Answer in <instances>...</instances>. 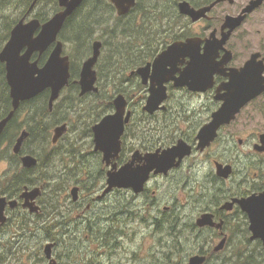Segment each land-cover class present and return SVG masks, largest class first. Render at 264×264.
Listing matches in <instances>:
<instances>
[{"label":"flooded vegetation","instance_id":"af4514ba","mask_svg":"<svg viewBox=\"0 0 264 264\" xmlns=\"http://www.w3.org/2000/svg\"><path fill=\"white\" fill-rule=\"evenodd\" d=\"M160 1L161 0H158V3ZM182 1H187L188 3H190L192 8L198 11H204L202 17L198 20H193L190 15L181 14L179 10V3ZM254 1L258 0H178L176 10L183 19V25L178 28H183L182 30H184L185 35L183 36V38L178 39L167 37L165 44H161V49L157 52L153 59L148 62H153L155 57L173 42L186 40L193 37L200 40V51L201 53H204L205 47L207 46V43H209V41H211L212 45L217 44V41L222 40L231 31L229 38L222 45V47L219 48L217 55H215L214 61L221 64V69H226V73H229L230 69L240 70L249 61H253V63H255L256 65L263 67L260 77L264 79V0H262L261 3H259V5H257L253 9H249ZM114 9L117 12L115 7ZM33 10H35V8H33L32 10L29 9L28 12L24 15L26 16V20H31L35 17L32 16ZM228 17L232 18L230 23H228ZM59 39L61 40L60 35ZM95 40H101L103 42L101 56L99 58L100 61L105 48L104 40L103 38L100 39V37H97L92 41V43ZM155 40L156 42L159 40V35L156 34ZM65 47L66 46L64 43L63 55H68L65 53ZM53 48L54 45L50 46L44 53H42V55L49 51V57ZM92 51L93 47L91 44V53L87 56V58L92 55ZM36 55L42 56L38 52H36L33 55L32 60L39 61V58H35ZM68 56L70 57V63L72 65L71 55ZM229 57L230 59H228ZM87 58H85L83 62ZM46 61L44 62V64L46 63ZM99 61L96 65V70ZM190 61L191 57L189 55L185 56L184 62L178 63L177 68L179 70H184V68L189 65ZM83 62H81V69ZM0 64H4L5 79L7 81L5 63L0 62ZM44 64L41 65L39 62L40 66H43ZM132 71L128 73V76L131 77V79H127L125 76H123V78L121 79V90H119L118 93L124 94L127 98V110L131 111V117L130 121L126 123L124 133L121 137L120 155L114 162H117L118 167L120 168L121 166L131 161L136 151H139L142 156H144L146 153H154L157 151L161 153L165 149L176 146L180 141H184V143H186V146L190 147V153L182 159L179 166L173 167L168 171L167 174L155 173L153 171L150 175L149 180L145 184L144 190L140 193H135L131 188L114 189L111 193H113L114 191H119L122 196L125 197L124 203H126L127 200L130 201V209H128L127 205L124 204L121 210V216H126L125 219L127 218V216H130V219H133L137 216L139 210V213H141V209L144 208L145 205H148L151 206L153 212L156 213V215H153L154 220L162 224L163 226H166L171 222L168 221L169 216L171 220H173L174 216L179 213L178 211L180 210V206L189 207L195 205L194 207L200 208L196 214V219L194 221L196 225L198 218L201 217L204 213L213 214L214 221L217 224L222 223L221 228H218L216 226L199 227L197 225L199 230L204 229L205 231H207L209 238L206 240L208 242L217 243L219 239V243L223 238L226 237L227 244L230 239V231L227 229V227H229V225L232 227L237 226L242 219L244 220L243 224L248 227V234L250 236V239L252 240V232L249 229V217L241 209L239 203L236 200L248 197L254 193H260L264 191V124L263 127L255 131L254 128H252L251 130L248 126L245 125H242L241 128H238L237 122L245 114L249 106L254 104L256 105L258 103V106L260 107L256 108V111H259L264 116V92L255 99L248 102L244 107H242V109L236 114L233 120H231L229 123L222 124L217 129L215 135L213 133L206 134L205 139L209 142V144L203 148H200L198 146L200 143L199 134L201 130L213 121L214 113L221 108L224 102L223 100L218 99L216 96H220L226 93V91H218V89L223 84L228 83L230 81V77L221 73L214 74L213 86L205 91H193L189 88V86L177 87L174 85V81L171 80L169 81V83H167L168 99L165 102L166 108H160L156 112L151 114L144 110V106L136 107L134 106V104H132V98L133 96L137 95V92L129 90L127 88L126 82H128L129 80L137 81L140 86L137 87V89H139L138 92L140 93L139 98L142 99V102L146 100V95H149L150 86V80L147 84H145L142 77L137 73L132 74ZM97 73V85L99 87L98 92H89L84 96H80V85L75 83V81L80 78V73L79 77H77L78 79L76 78L73 81L72 78L70 79V83L66 88L70 87L71 84L78 85L80 89V99H87L92 97L94 99L93 104H95L96 102L97 104L103 105L101 107L97 106L96 111H94V106L86 107L85 109L87 111L93 109L91 110V114L94 115V117L91 119L93 122L91 121V123L86 124L83 128H81L80 125L77 129H75V132L77 133V135L79 134V136L83 138V141L85 139H88L89 142L85 141L88 144L90 150L88 154L94 153L98 155L103 162V153L101 151L95 150V134L93 128L105 116L114 113L115 106L113 103L114 98L112 100V108L110 106L108 107L110 103H107V101H99L102 90L99 85V83L101 82L98 70ZM179 75V72L176 73L177 77ZM132 77L134 78L132 79ZM63 91L61 92V95ZM44 92H48V117L52 118L55 113L56 102L58 100L55 102L53 109H50V89H47ZM38 96H36L35 98H37ZM31 100L21 103L20 107L18 108V110H16L10 122L14 119L17 112L21 110L22 105L25 102H29ZM12 109L13 106L11 98V109L5 116H7ZM138 112H140V115ZM5 116L0 118V120ZM55 117L59 116H57L56 114ZM252 121L253 118L247 120L246 125L253 124ZM10 122L7 124L3 134L5 133ZM56 122L59 123L60 120ZM62 124L68 125V132H70L71 129L75 128V126H73L70 121ZM62 124L60 122L59 125ZM23 125H25V122L23 123ZM24 130L29 131V137L24 141L20 153L16 154L13 150L12 155L19 157L22 166L23 163L21 158L23 155L27 154L34 155L38 159L39 163V158L36 154L30 153L28 150V152L24 151V145L31 136L29 127H26L25 125L21 132ZM20 134L14 141L15 143L17 142ZM37 141V151L42 152L46 149V147L43 146V144L45 143L44 140H42L41 134H39L38 139L35 142ZM57 143L53 144L56 145ZM12 158L15 159L14 157ZM178 160L179 158H177V161ZM11 162L14 161L11 160ZM143 163V160L136 161V164L141 165ZM219 164H222L224 166H232V171L228 177H225L219 173ZM105 166L107 169L104 189L106 188L107 172L111 168V166ZM202 170L204 172L203 175H201ZM42 185L44 184L36 186H26H28L30 189H33ZM26 186H24V188ZM161 189H165L171 192V195H168L167 198H162L160 195ZM23 190L19 193L18 196H13L10 198L7 195H2L6 196L8 200H18V204L14 208H12L10 205H7V221L10 219L8 215L11 213V211L19 208H21L20 210L28 212L34 216L42 215L44 213V208L40 202V199L43 196V192L42 195L36 200L37 205L40 206V211L38 213H31L28 208L23 207L24 199L21 198ZM177 191L183 192L185 196L184 203L186 204H180L183 202H177V196H175V192ZM111 193H109L107 196H109ZM144 197H146L145 201H147L148 203L143 201ZM105 198L103 197L101 198V200ZM160 198H162L161 202L165 204L163 207H160L159 205ZM78 206L80 205L78 204ZM95 208V205L89 202L80 214L78 213V210H76V213H78L77 217L83 218L86 212L88 214H90L91 212L95 214ZM125 219H123V221H125ZM214 247L212 249V252L218 253L214 251ZM206 248L207 250H209L208 247Z\"/></svg>","mask_w":264,"mask_h":264},{"label":"trees","instance_id":"16d2710c","mask_svg":"<svg viewBox=\"0 0 264 264\" xmlns=\"http://www.w3.org/2000/svg\"><path fill=\"white\" fill-rule=\"evenodd\" d=\"M42 1L43 0H38V3ZM33 2L34 0H0V9L15 4L17 9L22 11L19 16L12 19L13 21L8 22L5 26V32L0 33V50L8 40L13 26L19 18H22L28 12ZM177 2L178 0H161L159 3L158 1L157 3H153L152 0H138L137 6L128 15L117 17L113 24L107 29L109 30V38L108 35L102 37L105 46L104 53L105 51H110L111 53L108 56V61L105 63L102 62L104 53L99 61L100 78H103V69H114V72L111 71V73L117 77V81H113L114 83L120 82L123 76L127 79H131V77L127 75L128 72L130 73L132 70L152 60L161 49V44H165L167 37H173L175 39L183 38L185 32L182 30L183 28H178L183 25V21L182 16L176 10ZM101 5L110 6L112 8L111 11H115L113 4L108 0H85L83 5L67 20L60 34V38L64 42H70L72 47H75V54L71 53L72 81L79 77L81 60L91 53V41L94 34L91 29L101 20V18L95 17L94 13L100 11ZM59 9L60 7L57 0H54L53 12H57ZM35 17L39 18L42 22L49 19L48 14L44 12H39ZM180 21H182V23H180ZM156 34L159 35V40L157 42L155 40ZM48 54L49 51L42 56L36 55L35 58H39V62L42 65L47 60ZM133 78L134 77H132V79ZM129 81L132 82V86L140 87L137 81ZM71 86L76 93H79L80 89L78 85L71 84ZM127 88L129 89V87ZM66 90L67 88H65L63 92ZM119 90H121L120 87ZM77 98L79 97L76 96L75 99ZM103 100L104 98L101 96L99 101ZM112 100L113 98L111 97L108 107H113ZM34 103H40L41 106L37 108L38 110L29 113L28 121L25 123L31 131V136L24 145V151L36 154L39 158V163L36 167L28 169L21 165L18 156L9 155L8 153L12 143L17 137L12 130L18 129L16 125L20 111H22L26 105L30 106ZM97 106L101 107L103 105L98 104ZM97 106H95V111ZM57 108L58 105L56 104V110L53 116L57 114ZM85 108L86 107L82 109L87 111ZM10 109L11 98L9 95V86L5 79L4 64H0V118L5 116ZM61 109L64 111L63 107ZM138 113L140 115V112ZM48 116V92H44L37 98L25 102L22 105L21 110L17 112L14 119L8 125L5 133L0 138V152L2 153L0 159L8 160L10 156L15 158V163L10 162V172L0 178V196L7 195L9 198L18 196L26 185L36 186L44 184L43 196L40 199L41 205L44 208V213L34 216L28 212L19 210L15 218V221H18L16 229L29 232L31 237L37 239V242L42 239H49L55 242L56 250L59 244L63 242L64 246L71 244L70 240H64V238L59 237V235L66 234L68 231V226L65 221L68 220L76 210H80L82 207L84 208V202L81 201V199L77 202L73 200L70 202V200L68 201L67 199L68 196L66 197L64 194L67 193L73 183H75V185H80L82 191L89 192L92 189H96L97 191L104 184L106 179V167L98 155L94 153L88 154L83 151V149L77 145L76 137L70 140V147H66L64 153H55L52 157L46 156L45 154L43 155L42 152H38L37 150L29 149L27 144L33 139L35 140L38 138L39 134L42 135V140H45L43 146L46 148L48 147V126L43 123ZM93 117L94 115L91 117L89 116L87 120H85L84 127L86 124L91 123ZM56 118V121L60 120V122L68 120V117ZM5 143L8 144V147L2 149V145ZM89 155L94 159L91 160ZM91 162H97V165L90 166ZM80 177H86L87 180H79ZM63 200L68 202L66 207H63V204H61ZM124 202L122 198V200L111 209L108 214L111 216V222L106 225V227L101 225L96 226L98 221L96 223L95 221H90V217L87 218L89 223L86 225V229L91 240L97 243L96 245L98 248V251L92 253L98 257L105 253H112L120 245L119 239L124 234L122 225L125 222L131 221L129 218L130 216H127L125 221L121 218V209L119 207L123 208V204H125L128 209H130V201L127 200L126 203ZM78 204L80 206H78ZM14 212L15 211H11L9 220H14L12 215ZM87 214L86 212L84 217H86ZM181 217L179 213L176 214L173 224L168 226H163L156 222L158 233H161L163 238L159 241L161 255L156 258L152 264H185L188 260L187 256H190L197 250L198 253L206 255L207 260L205 264H264L263 244L261 240L250 239L248 227L243 224V219L237 226L232 227L229 225V227H227L230 231V239L224 250L230 249V251L228 254H224V250L218 253H210L203 245H198V249L195 248L192 250L195 244L209 238L208 233L204 229L199 230L194 222H189L187 224L180 223ZM39 224H44V226L38 227L37 225ZM5 227L6 226L0 225V236L5 230ZM95 227H98L99 231ZM58 231L61 232V234H58ZM39 233H42V236L37 238ZM17 235L24 238V235ZM1 243L2 240L0 238V244ZM71 246L75 248V245L71 244ZM83 247V244L78 243L76 244V249H73L74 251L71 248H67L65 257L69 258L70 253H82L84 250L81 248ZM9 249L10 247L7 248V253ZM37 254H41L38 257L41 262L45 263L48 261L46 256H42L41 245L38 247ZM7 255L0 254V264L6 261ZM58 257L60 258V256ZM59 258L57 259L59 260ZM88 259L87 264H103L102 261L96 259V257L92 256ZM59 263L60 262L57 264ZM63 264H74V262L63 261ZM110 264L114 263L111 262Z\"/></svg>","mask_w":264,"mask_h":264},{"label":"water","instance_id":"95a60500","mask_svg":"<svg viewBox=\"0 0 264 264\" xmlns=\"http://www.w3.org/2000/svg\"><path fill=\"white\" fill-rule=\"evenodd\" d=\"M37 1L34 0L30 10L35 7ZM84 1L58 0L61 10L46 22L42 23L39 18L26 20V16H24L12 28L9 40L0 51V62L5 63L13 109L0 120V137L22 102L31 100L45 90L50 89L49 107L53 109L61 92L69 85L71 79L70 57L63 55L64 42L59 39V35L68 18ZM110 1L116 7L119 16L128 14L137 4V0ZM261 1H254L249 9H253ZM179 10L181 14L190 15L193 20L201 18L204 12L192 8L187 1L179 3ZM231 20L232 18L228 17V23ZM230 34L231 31L222 40L217 41V44L212 45L209 41L204 53L200 51V40L198 38L193 37L175 41L160 52L153 62H148L146 65L132 71V74L137 73L140 75L145 84L150 80L149 96L144 105V110L151 114L160 108H166L165 101L168 99L167 83L171 80L174 81V85L177 87L189 86L193 91H205L213 86L214 74L221 73L230 77V81L218 89V91H226V93L216 96L224 102L221 108L214 113L213 121L201 130L198 146L200 148L209 144L205 139L206 134L213 133L215 135L222 124L233 120L242 107L264 92V79L260 77L263 67L249 61L240 70L230 69V72L226 73V69L222 70L221 64L214 61L219 48L227 41ZM52 45H54V48L43 66L39 65L38 60H32L36 52L42 55ZM102 46L103 42L101 40H95L92 43V55L83 62L80 78L75 81L80 85V96L99 91L96 65L101 56ZM187 55L191 57L189 65L184 70H179L177 64L183 63ZM178 72L180 75L177 77L176 73ZM113 103L115 112L105 116L93 128L95 150L101 151L103 162L107 166H111L107 172V186L100 197H104L115 188H131L135 193H140L144 190L145 184L153 171L167 174L170 169L179 166L182 159L190 153V147H187L184 141H180L176 146L165 149L161 153L157 151L142 156L139 151H136L131 161L119 168L117 162L114 161L120 155L121 137L126 123L130 121L131 111L127 110L128 100L124 94H118ZM67 130V124L57 126L54 129L53 143H57ZM29 134L27 130L21 132L13 147L16 154L20 153ZM177 158H179L178 161ZM21 160L26 168L38 164V159L31 154L23 155ZM137 160H143L144 163L141 165L136 164ZM218 170L221 175L228 177L232 171V166L219 164ZM43 188L44 185L33 189L26 186L21 194V198L24 199L23 207L28 208L31 213L40 211V206L37 205L36 200L42 195ZM79 192V186L72 188L71 195L74 201H78ZM236 201L249 217L252 240L260 239L264 247V191ZM17 204L18 200H8L6 196L0 197L1 225L7 221V205L14 208ZM197 225L199 227H222V223L217 224L214 221V215L211 213H204L199 217ZM226 242L227 238L225 237L214 247V251H222ZM54 247V242H48L44 248L49 264H57V260L53 256ZM206 260V255L194 254L189 257L185 264H205Z\"/></svg>","mask_w":264,"mask_h":264},{"label":"rangeland","instance_id":"374dc122","mask_svg":"<svg viewBox=\"0 0 264 264\" xmlns=\"http://www.w3.org/2000/svg\"><path fill=\"white\" fill-rule=\"evenodd\" d=\"M53 1L54 0H43L42 2H39L35 10H33L32 16H35L39 12H44L48 14L49 18L52 17L55 14V12H53ZM152 1L153 3H157L158 0H152ZM111 10L112 8L110 6L101 5L100 11L94 13V16L101 18V20L99 23L94 25L93 29H91L92 32L94 33L92 37V41L97 37H100V39H102V37L109 34V30H107L108 27L111 26L113 22L116 20V18L118 17L116 11L112 12ZM21 13L22 11L20 9H17L15 4H11L7 8L0 9V33H4L5 26L8 24V22L13 21L12 19L16 18ZM182 21H180V23H182ZM108 38H109V35H108ZM64 43L66 46L65 53L68 55H71V53L75 54V47H72L70 42H67V43L64 42ZM110 53H111L110 51H105L103 55L104 56L103 61H102L103 63L108 61V56ZM85 58H83L81 62H83ZM97 70L100 71L98 66H97ZM111 71L114 72V69H103V73H104L102 75L103 78L102 79L100 78L101 83H99L101 90H102L101 96L104 98V101H107V103H109V100L111 97L115 98L118 95L119 87L122 82L121 79L123 78L121 77L120 82L114 83L113 81H117V77H115V75H113ZM126 85L127 87H129V90L137 92V95L133 96L132 98V104H134V106L136 107L144 106L146 103L147 97L149 95L147 94L146 100L142 102V99L139 98V94H140L138 92L139 89H137V87L135 86H132L133 84L131 81L126 82ZM76 96L79 97V93H76L75 90L72 88V86H70L69 88H67L65 92L62 93L60 99H58V101L56 102V104L58 105L57 116H59L60 118L68 117L67 121H70L73 124V126H75V128L71 129L70 132L67 131V133L59 140V142L56 145L52 143V138L54 134L53 131H54V128L60 123L56 122L57 118L55 116H53L52 118L51 117L45 118L43 123L48 126L49 145L45 150L42 151L43 155L45 154L46 156L52 157L55 153H64L65 148L70 147V140L75 139V137H76L77 145H79V147H81L83 151H85L86 153L90 151L89 146L86 143V142H89L88 139H85L83 141V138L77 135V133L75 132V129H77L80 125H81L80 127L83 128L85 120H87L89 116L90 117L93 116L91 114V110L93 109H91L90 111H85L82 108L89 107V106L95 107L98 104L96 103L93 104L94 99L92 97L87 98V99H80L79 97L75 99ZM68 104H71V105H68ZM258 105L259 103L256 105L254 104V105L249 106L248 110L237 122L238 128H241L242 125H245V126H248L251 130L252 128H254L255 131H257L261 127H263L264 116L259 111H256V108L260 107ZM40 106H41L40 103H34V104H31L30 106L26 105L25 108L22 111H20V114L17 120V125H16L18 126V129L16 128L12 130L15 132V136L16 135L18 136L21 133V130H23V127L26 125V124L23 125V123L24 122L26 123L28 121L29 113L31 111L38 110L37 108ZM62 107L64 108V111L63 109H61ZM252 118H253V121H252L253 124L246 125L247 120L252 119ZM67 121L61 122V124L67 123ZM26 127L28 126L26 125ZM37 139L35 140L33 139L27 144L29 146V149L38 150L37 149L38 141L35 142ZM14 143H12L10 147V150L8 153L9 155L13 154ZM44 143H45V140H44ZM7 147H8V144L6 143L2 145V149H6ZM1 155L2 153L0 152V156ZM89 157L91 160L94 159L91 155H89ZM11 160L14 161L13 163H15V160L11 156L8 158V160L0 159V178L4 177L6 173L10 172L9 170H11L10 169ZM96 165H97V162L90 163V166H96ZM203 174L204 172L202 170L201 175ZM79 180L85 181L87 179L86 177H80ZM104 184H105V181H104ZM104 184L97 191L96 189H92L89 192L82 191L81 186L77 185V186H80L81 188V193H80L81 198L80 199L81 201L84 202V208L83 207L80 208V210H78V213L80 214L85 209L87 204L90 202V203H93L96 207L95 214L91 212L90 214H87L86 217L83 216V218H79L77 217L78 213H76L75 211L74 214L71 215V217L65 221L68 226V229H67L68 231L66 234L59 235V237L64 238V240H70L71 244L75 245V248H73L71 244L64 246V242H63L59 244L56 250L54 249V257L61 264H63V261L65 262L71 261V262H74V264H87V261L89 260L88 258L92 256L96 257V259H100V261H102L103 264H110L111 262L114 264H152L153 261L161 255L160 254L161 248L159 247V241H161V238L163 237L161 236V233H158V229L156 228V221L154 220V217H153V215H156V213H154L152 210V207L148 205H145L144 208L141 207L142 208L141 213H139L140 212L139 210L136 217H134L133 219H130L131 220L130 222H125L122 225L124 234L119 239L120 245L112 253L110 254L105 253V254L100 255L99 257L93 254L94 252L98 251V248L96 245L97 243L91 240V237L86 229V225L89 223V221H87V218L90 217L89 218L90 221H95L96 223L98 221L96 226L101 225V226L106 227V225L110 224L111 222L109 220L111 216L108 215L111 209L119 201H121L122 198L125 199V197H123L119 191H114L109 196H107L105 199H102V200L98 199L97 197L101 195L104 190ZM74 186H75V183H73V185L70 186V188L68 189L67 193L64 194L66 197L68 196L67 199L68 201L70 200V202L73 200L71 197V189ZM160 195L162 198L163 197L167 198L168 195L169 196L171 195V192L165 189H161ZM175 196H177V200H178L177 202H183L180 204H186L184 203L185 196L182 191L175 192ZM162 198H160V201H159L160 207H163L165 205L161 202ZM145 200H146V197L143 198V201ZM61 204H63V207H66L68 205V202H65V200H63ZM194 206H189V207L180 206V210L178 211L179 214H181L182 216L180 218V223L187 224L189 222L195 221L196 214L200 208L194 207ZM119 208L122 210V207H119ZM20 209L21 208L12 210V211H15L14 213H12L14 220L13 219L8 220V224L6 223L5 225H2L6 227L0 236L2 240V243L0 244V254H6V255L8 254L7 259L3 264H49L48 259H47L48 261H46L45 263L39 260L38 257L41 254H37V250H38V247L41 245L42 253H43L42 256L45 257L44 247L48 242H53V241L49 239H42L37 242V239H34L33 237H31L29 232H23V231L17 230L16 226L18 225V221H15V218H16V215L19 213ZM8 216L11 217V213ZM125 217L122 216L121 218L125 219ZM174 220H175V216L173 220H171L169 216L168 221L169 222L171 221V222L168 223V225H172ZM37 226L43 227L44 224H39ZM95 228L99 231L98 227H95ZM17 234L24 235V238H22L21 236ZM58 234H61V232L58 231ZM40 236H42V233H39L37 235V238ZM78 243L83 244L84 247L81 249H83L84 251L82 253L78 252L77 254L70 253L69 258L65 257L67 248H71L72 250L73 249L75 250L76 244ZM217 243L215 242L209 243L207 240L200 241L197 244H195L194 247H192V250H194L195 248L198 249L199 248L198 245H203L204 247H208L209 252L211 253L213 251L212 250L213 247L217 245ZM8 247H10V249H9V252L7 253ZM229 251L230 249L228 250L225 249L224 254H228ZM197 253H198V250L195 251L190 256L197 254ZM58 256H60L61 261ZM190 256H187V257L189 258ZM57 258H59V260Z\"/></svg>","mask_w":264,"mask_h":264},{"label":"bare ground","instance_id":"6f19581e","mask_svg":"<svg viewBox=\"0 0 264 264\" xmlns=\"http://www.w3.org/2000/svg\"><path fill=\"white\" fill-rule=\"evenodd\" d=\"M104 217V216H103ZM110 220V219H109Z\"/></svg>","mask_w":264,"mask_h":264}]
</instances>
